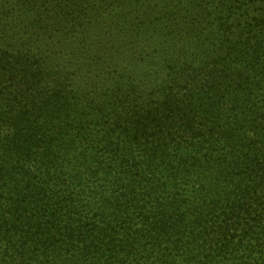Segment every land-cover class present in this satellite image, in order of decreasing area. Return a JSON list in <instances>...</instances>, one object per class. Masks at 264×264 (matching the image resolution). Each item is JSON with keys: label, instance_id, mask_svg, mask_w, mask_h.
<instances>
[{"label": "trees", "instance_id": "trees-1", "mask_svg": "<svg viewBox=\"0 0 264 264\" xmlns=\"http://www.w3.org/2000/svg\"><path fill=\"white\" fill-rule=\"evenodd\" d=\"M0 264H264V0H0Z\"/></svg>", "mask_w": 264, "mask_h": 264}]
</instances>
